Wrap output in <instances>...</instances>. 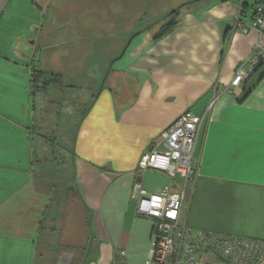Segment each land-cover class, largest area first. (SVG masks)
Masks as SVG:
<instances>
[{"label": "crops", "instance_id": "0c3cea01", "mask_svg": "<svg viewBox=\"0 0 264 264\" xmlns=\"http://www.w3.org/2000/svg\"><path fill=\"white\" fill-rule=\"evenodd\" d=\"M258 2L184 0L172 28L157 37L165 22L159 17L145 23L118 13L117 24L98 19L89 28L97 21L75 25L72 0H0V264H57L64 252L71 264H148L154 221L136 214L133 183L143 180L154 192L171 180L155 169L142 173L139 161L177 116L203 115L215 94L197 139L198 173L183 220L264 240V60L229 91L238 67L264 40L255 29L234 30L236 17L250 21ZM95 41L96 55L114 54L109 68H94L86 93L75 83L89 60L66 59L75 73L67 96L88 101L74 139L72 185L58 195V179L42 164V142L34 147L30 131L34 96L62 82L48 57L62 48L93 56ZM33 67L51 79L46 89L39 82L35 95Z\"/></svg>", "mask_w": 264, "mask_h": 264}, {"label": "built area", "instance_id": "2783aa9c", "mask_svg": "<svg viewBox=\"0 0 264 264\" xmlns=\"http://www.w3.org/2000/svg\"><path fill=\"white\" fill-rule=\"evenodd\" d=\"M251 29L264 37V0L256 5L250 21L240 16L234 21V30L247 33ZM263 41L256 43L247 66L238 67L229 91L236 92L243 81L256 74L264 60ZM217 99L215 94L203 115L186 111L177 116L164 130L162 141L153 143L139 161L142 173L155 169L171 180V184L154 192L147 189L143 180L133 183L131 198L136 201V214L154 221L148 264H256L264 258V240L196 229L183 220L189 187L198 173L197 139Z\"/></svg>", "mask_w": 264, "mask_h": 264}, {"label": "rangeland", "instance_id": "374dc122", "mask_svg": "<svg viewBox=\"0 0 264 264\" xmlns=\"http://www.w3.org/2000/svg\"><path fill=\"white\" fill-rule=\"evenodd\" d=\"M183 1L184 0H104L103 2V0H72L74 4L70 9V13L73 14L76 19H80L75 22V25L77 26L82 25V19L87 21L89 19L90 22L99 19L98 21L101 22L103 20L107 27H109L111 25L109 18L113 22V16H119L118 13L121 15L124 14L127 18L141 17L145 23H150L151 21L158 19V17L159 19H162L168 12H170L168 10L175 8ZM131 3L133 5H138L131 7ZM88 7L95 8L96 14H87L88 12H86L85 9ZM60 9L61 7L58 8V12ZM87 15L89 17H87ZM98 21L92 22L89 28H92V26L97 24ZM113 23L116 22L114 21ZM112 40L113 39L111 38V41ZM94 43L95 47L93 49V56L78 55L76 54L77 51H74L72 55L69 56L62 53L65 52V48H62L59 49V51H62L61 53L54 54V59L48 57L45 62H48L52 68V70L49 69V71L62 72V82L52 83L44 94L41 95V92H39L36 94V97L34 96L36 113L35 120L33 119L30 124V131L34 138V147H37L36 144L38 141L42 142V146L40 147L42 159L44 161L42 164L44 170L49 171L52 175V179H58V195L61 192L60 188L64 189L65 186L66 188H69V186L72 185L69 177L74 139L79 128L81 111L84 110L88 101L86 96L83 98V94L82 101L77 100L78 96L76 93L71 97L67 96L65 91L67 87L66 84L73 83L74 79H72V74L75 73L70 72L69 64L66 59L70 60L73 58L74 61H77L76 59L83 58L84 65L88 63L87 61L89 60L88 64L90 67L85 68L84 71L80 70L81 72H78V74H83L84 77H78V82L75 83L77 84V90L86 93V85L89 80L92 81V75L95 71L94 68H109L110 61L112 60L109 61V59L114 54L96 55L95 52L98 51V42L95 41ZM64 45L65 44L62 46ZM111 49L113 48H110V50ZM38 60L39 59L37 58L36 61L39 62ZM46 76H49V74L46 73Z\"/></svg>", "mask_w": 264, "mask_h": 264}, {"label": "trees", "instance_id": "16d2710c", "mask_svg": "<svg viewBox=\"0 0 264 264\" xmlns=\"http://www.w3.org/2000/svg\"><path fill=\"white\" fill-rule=\"evenodd\" d=\"M179 9H180V7H177L175 9L171 10L162 18V19H165V22L162 25L160 31L158 32L157 37H158V35H161V34L167 32L169 29L172 28L173 24L175 23L176 15L178 14ZM260 66H258L257 71H258ZM31 72L32 73H31V81H30V90H31V93L33 95H35L40 88L38 83L41 82L42 89H46V88H48V86L51 82V79L43 77V74H45V71L42 69H38L36 67H33Z\"/></svg>", "mask_w": 264, "mask_h": 264}, {"label": "water", "instance_id": "95a60500", "mask_svg": "<svg viewBox=\"0 0 264 264\" xmlns=\"http://www.w3.org/2000/svg\"><path fill=\"white\" fill-rule=\"evenodd\" d=\"M72 254L69 252H64L62 255L59 256V260L57 264H71L72 262Z\"/></svg>", "mask_w": 264, "mask_h": 264}]
</instances>
